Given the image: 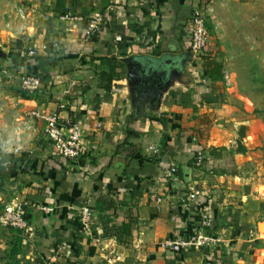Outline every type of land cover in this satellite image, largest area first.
<instances>
[{
  "label": "crops",
  "instance_id": "0c3cea01",
  "mask_svg": "<svg viewBox=\"0 0 264 264\" xmlns=\"http://www.w3.org/2000/svg\"><path fill=\"white\" fill-rule=\"evenodd\" d=\"M38 3L51 6L30 39L37 47L57 44L58 52L5 63L0 140L19 117L38 109L79 120L81 152L69 161L56 155L38 120L21 155L0 154V206L28 202L29 222L25 231L0 226V264H237L257 256L259 244L264 247L258 227L264 169L239 139L244 133L235 120L205 123L213 118L205 113L213 98L202 76L203 57L191 45L200 0ZM64 8L81 20L63 19L58 14ZM96 13L103 20L87 34ZM105 56L126 67L110 83L101 75ZM17 71L36 74L40 88L22 91ZM173 164L178 173L168 176ZM105 196L116 205L102 211L97 198ZM84 205L93 218L77 240L75 212ZM204 213L214 219L207 234L218 238L210 255L165 245L196 235Z\"/></svg>",
  "mask_w": 264,
  "mask_h": 264
},
{
  "label": "rangeland",
  "instance_id": "374dc122",
  "mask_svg": "<svg viewBox=\"0 0 264 264\" xmlns=\"http://www.w3.org/2000/svg\"><path fill=\"white\" fill-rule=\"evenodd\" d=\"M39 1L0 0V77L7 60L12 58L15 63L16 57L29 56L30 49L42 46H34L30 32L51 4L40 8ZM209 2L212 10L206 14L208 37L204 51L222 62L223 76L210 94L212 102L206 103L205 113L213 118L207 117L205 123L235 120L244 133L239 139L248 144L255 154L254 162L264 169V0ZM16 74L22 91L30 94L36 90H23L21 76L25 73ZM244 157L249 160L246 152ZM259 219L264 221V211ZM256 252L257 256L239 258L237 264H264V247L259 244ZM219 255L227 258L222 248Z\"/></svg>",
  "mask_w": 264,
  "mask_h": 264
},
{
  "label": "built area",
  "instance_id": "2783aa9c",
  "mask_svg": "<svg viewBox=\"0 0 264 264\" xmlns=\"http://www.w3.org/2000/svg\"><path fill=\"white\" fill-rule=\"evenodd\" d=\"M112 7H109V9ZM210 5L194 9L192 13L193 31L191 38L192 48L199 52L204 50L207 43L208 31L206 26V14L211 13ZM63 19L81 20L79 16L66 13ZM103 20L101 13H96L91 22L88 23L86 32L93 34L99 28ZM118 41L121 36L116 37ZM57 44H42L39 48L30 49L28 55L35 57L39 51H47L50 47H56ZM40 86V78L36 74L25 73L21 76V87L26 91H33ZM38 120L45 123L44 134L50 142L52 150L56 155L67 161L75 160L80 156V139L82 135L81 122L79 120L64 119L58 113L41 112L38 109H31L22 117H19L11 126L8 135L0 140V154L4 156L21 155L24 152V139L36 131ZM203 161V151L198 150L196 155V164L200 165ZM178 173V167L173 164L167 171L168 176H175ZM26 201H11L0 206V226L8 227L14 230H27L29 226L26 215ZM47 211L49 209H46ZM76 217L78 225L84 231H89L93 218V210L89 205H84L77 210ZM214 226V219L209 213L201 215L199 227L196 235L190 238L166 240L165 245L176 252H182L185 248L201 250L205 255H210L211 248L218 243L215 234H207L208 230ZM210 258H208L209 260ZM210 263V261H208ZM220 263V262H219ZM211 264V263H210ZM221 264V263H220Z\"/></svg>",
  "mask_w": 264,
  "mask_h": 264
},
{
  "label": "trees",
  "instance_id": "16d2710c",
  "mask_svg": "<svg viewBox=\"0 0 264 264\" xmlns=\"http://www.w3.org/2000/svg\"><path fill=\"white\" fill-rule=\"evenodd\" d=\"M210 0H200V8L205 7ZM61 11L58 15L64 14L68 11L66 8ZM57 47V46H56ZM58 52V49L55 47H50L48 49V54L50 57H54ZM200 55L203 57V61L201 64L202 76L205 82L208 84V88L210 89V93H212L216 88L217 80H220L223 76V64L220 61L209 56V53L201 50L199 51ZM100 65L105 67L106 69L102 71L101 75L108 80L110 83L113 79L120 78L121 75L126 73V67L123 61L117 59L113 56H105L100 58ZM97 202L102 204L101 210H107L116 205V200L110 196L99 197L97 198ZM77 230L76 234H74V238L78 240L84 233V230L81 226H76ZM82 234H81V233ZM118 237V234H115Z\"/></svg>",
  "mask_w": 264,
  "mask_h": 264
},
{
  "label": "water",
  "instance_id": "95a60500",
  "mask_svg": "<svg viewBox=\"0 0 264 264\" xmlns=\"http://www.w3.org/2000/svg\"><path fill=\"white\" fill-rule=\"evenodd\" d=\"M258 227H259L260 230L264 231V221L259 222Z\"/></svg>",
  "mask_w": 264,
  "mask_h": 264
}]
</instances>
